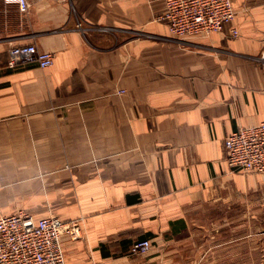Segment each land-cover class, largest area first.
<instances>
[{
	"label": "crops",
	"instance_id": "1",
	"mask_svg": "<svg viewBox=\"0 0 264 264\" xmlns=\"http://www.w3.org/2000/svg\"><path fill=\"white\" fill-rule=\"evenodd\" d=\"M231 2L223 31L176 40L165 0H0V216L80 220L66 264L208 257L191 228L264 178L232 172L223 147L264 121V0ZM27 44L53 65L10 68Z\"/></svg>",
	"mask_w": 264,
	"mask_h": 264
},
{
	"label": "built area",
	"instance_id": "2",
	"mask_svg": "<svg viewBox=\"0 0 264 264\" xmlns=\"http://www.w3.org/2000/svg\"><path fill=\"white\" fill-rule=\"evenodd\" d=\"M21 12L29 8L27 0H11ZM235 17L231 0H165L164 21L176 40L187 36H210L223 31ZM234 36L238 35L236 29ZM264 71V50L259 55ZM54 53L42 52L32 44L13 47L8 65L37 64L41 69L53 65ZM226 162L231 171L264 173V121L238 129L224 139ZM83 229L80 220L63 221L57 217L34 219L26 213L0 216V264H66L64 240L79 241ZM151 241L136 242L132 251L144 254Z\"/></svg>",
	"mask_w": 264,
	"mask_h": 264
},
{
	"label": "rangeland",
	"instance_id": "3",
	"mask_svg": "<svg viewBox=\"0 0 264 264\" xmlns=\"http://www.w3.org/2000/svg\"><path fill=\"white\" fill-rule=\"evenodd\" d=\"M225 197L221 202L226 210L206 213L198 226L191 228L190 235L197 238V245L187 249L208 255L199 264H264V178L243 182L227 191Z\"/></svg>",
	"mask_w": 264,
	"mask_h": 264
}]
</instances>
